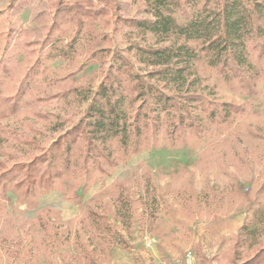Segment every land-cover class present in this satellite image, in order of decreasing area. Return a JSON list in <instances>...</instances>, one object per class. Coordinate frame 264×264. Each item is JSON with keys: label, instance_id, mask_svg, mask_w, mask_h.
<instances>
[{"label": "trees", "instance_id": "obj_1", "mask_svg": "<svg viewBox=\"0 0 264 264\" xmlns=\"http://www.w3.org/2000/svg\"><path fill=\"white\" fill-rule=\"evenodd\" d=\"M4 1L10 15L24 5V0ZM47 3L49 14L36 46L27 29L10 25L5 33V54L0 60V227L8 221V193L17 205L36 208L38 198L52 190L70 191L75 198L78 189L84 194L91 186L103 184L131 155L157 147L163 135L182 146L192 138L214 146L223 137L235 136L246 108L218 98L216 86L205 84L209 77L251 96L264 84V0ZM97 22L124 35L128 46L125 50L109 44L89 48L87 62L79 70L98 60L102 78L95 88L60 86L72 74L49 81L47 63L73 57L77 40L88 38V28ZM50 86L56 90L49 91ZM55 98H73L85 105L75 120L50 115L42 107ZM15 118L25 121V129L11 123ZM48 133L55 136L44 142ZM262 133L249 132L264 141ZM3 143L14 150L5 151ZM108 189L113 193L104 206L78 202L80 215L69 222L77 226V254L64 264H98L117 236L115 226H132L139 198L126 181L117 180ZM263 190L264 180L247 198V215L222 256L201 251L199 264H264V206L257 202ZM59 220L60 212L45 207L36 214L33 227L25 222L23 226L27 231L38 229L39 244L47 246L50 241L44 247L50 248L63 242L56 228ZM0 242L5 264L18 259L21 262L16 264H32L34 238L24 244L20 235H1Z\"/></svg>", "mask_w": 264, "mask_h": 264}, {"label": "rangeland", "instance_id": "obj_2", "mask_svg": "<svg viewBox=\"0 0 264 264\" xmlns=\"http://www.w3.org/2000/svg\"><path fill=\"white\" fill-rule=\"evenodd\" d=\"M47 14V0H24L21 11L11 15L5 10V1L0 0V60L5 54V33L10 25L16 30H29V40L36 46L43 37L42 24L46 22ZM70 26L66 28L70 29ZM87 32L90 33L88 38L77 40L73 57H57L47 63L49 81L72 74L71 80L60 83V86L71 84L95 88L102 78L98 60L79 70V66L87 62L89 48L109 44L125 50L128 46L124 35L111 32L110 26L101 22L89 27ZM205 84H214L221 100H233L245 106L246 113L236 125L235 136L223 137L214 146L206 145L204 139L192 138L187 146H182L180 143L171 144L163 135L157 147L131 155L103 184L91 186L84 194L78 189L75 198L70 191L64 194L52 190L38 198L36 208L17 205L15 196L8 193L10 199L5 207L8 221L0 227V237L20 235L24 237V244L34 238L37 246L32 250V264H64L69 256L77 254V226L74 228L75 225L69 222L80 215L78 202H99L104 206L113 193L108 186L119 180L126 181L140 201L132 226H115L117 236L98 264H199L198 256L202 252L208 256H222L247 215V198L264 180V141L249 134L261 131L264 134V84L258 85L259 91L253 96L231 91L214 77H209ZM55 90L56 87H49V91ZM84 105L73 98H55L42 110L75 120ZM11 123L25 129V121L19 122L15 118ZM48 134L49 138L44 142L55 136ZM3 147L8 152L14 150L9 143H3ZM257 202L264 206V190L259 192ZM45 207L60 212L56 228L63 242H56L50 248H44L50 245V241L47 246L39 244L38 229L27 231L23 226L25 222L33 227L36 214ZM105 213L111 219L109 211ZM82 239L85 240L84 235ZM121 244H126L127 248ZM2 246L0 242V264H5L7 259ZM18 262L21 259L14 261L15 264Z\"/></svg>", "mask_w": 264, "mask_h": 264}]
</instances>
